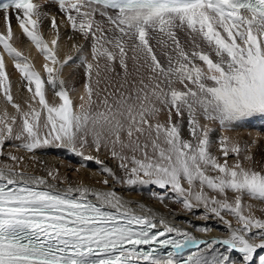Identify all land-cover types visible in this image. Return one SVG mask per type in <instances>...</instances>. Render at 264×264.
<instances>
[{
  "label": "snow or ice",
  "instance_id": "obj_1",
  "mask_svg": "<svg viewBox=\"0 0 264 264\" xmlns=\"http://www.w3.org/2000/svg\"><path fill=\"white\" fill-rule=\"evenodd\" d=\"M0 12V157L10 161L0 160V264H264L258 138L210 136L213 124L229 132L264 117V0H0ZM13 18L46 76L15 46ZM65 37L80 53V90L64 79L76 62L60 56ZM5 55L30 94L23 104ZM6 142L31 156L5 151ZM45 146L101 164L97 183L170 190L185 210L219 218L227 234L199 239L143 204L147 214H138L137 202L113 189L73 184L56 167L36 174ZM101 152L123 177L93 155Z\"/></svg>",
  "mask_w": 264,
  "mask_h": 264
},
{
  "label": "bare ground",
  "instance_id": "obj_2",
  "mask_svg": "<svg viewBox=\"0 0 264 264\" xmlns=\"http://www.w3.org/2000/svg\"><path fill=\"white\" fill-rule=\"evenodd\" d=\"M50 11L54 14H58L56 13L54 5L50 8ZM12 25L14 39L18 37V39H15V46L24 51L26 55L30 56L36 70L40 71L42 77L46 76L43 72V64L45 63L43 56L23 36L22 30L19 28L18 23L14 18L12 19ZM47 25L48 22L46 21L44 24L45 29L47 28ZM0 31H5L2 12H0ZM46 38H48L47 33ZM77 40L84 49V55L89 56L91 51L89 42L80 39L79 37H77ZM71 43L72 42L67 41L65 37L64 42L60 46V56L62 58L67 54H71L76 61H70L69 64L65 66L64 79L70 89L75 88L80 90L84 82V72L83 68L79 64V61L76 60V58L80 56V53L71 49ZM5 62L6 69L9 73V78L13 86L14 99L16 102L23 104V101L28 99L30 94L24 87L21 74L14 68L12 59L5 55ZM47 97L49 101L53 98V93L50 89L47 92ZM5 106L6 102L4 101L3 96L0 95V111H2ZM7 107L9 112L14 111L10 105ZM211 127L213 128V131L210 133V136L213 138H218L221 135H230L234 139H240L241 142H250L251 139L258 138V143L253 148V152L257 160L264 159V117H253L251 120L241 122L239 126L229 132H223L218 125L215 124L211 125ZM15 143L18 144L19 142L17 141ZM5 151H12L14 154H23L26 157L31 156V154L28 153H16L13 142H6ZM93 155H98L99 159L102 160L104 164L111 167L116 172L117 176L123 177V171L118 168L117 162L113 160L110 155L104 152H101L100 154L93 153ZM35 156L37 160L33 161L32 168L35 170L36 174L46 175V172L44 171L45 167H56L60 169L61 175L63 177H67L68 180L73 182V184L76 182H84L101 190L113 189L125 200L137 202L131 205L136 210H140L138 204H143L146 208H151L155 213L164 215L171 224L180 227L183 230L190 231L193 234H198L200 238L210 239L213 237H223L227 234L226 225H224L219 218L210 215L208 219H203V208L194 209L192 211L185 210L180 203L172 199L174 194L171 193L170 190L162 189L157 185L128 186L123 183H116L111 178H109L108 185L97 183V181H102L106 177V174L101 170L102 165L98 164L95 160L84 161L82 157L71 152L65 147L45 146L37 149ZM229 159L231 162V157H229ZM0 160L10 162L8 161L6 155L0 157ZM41 161L46 162V164L40 163ZM53 183H56L59 189L67 187V185L63 183ZM159 196L165 197L163 203L158 199ZM257 214L259 215V213ZM228 219H231V217H228ZM200 227H207L209 231L207 233L200 232L198 230ZM232 255L234 258H239L238 253L233 252ZM259 255H264V251H260Z\"/></svg>",
  "mask_w": 264,
  "mask_h": 264
},
{
  "label": "rangeland",
  "instance_id": "obj_3",
  "mask_svg": "<svg viewBox=\"0 0 264 264\" xmlns=\"http://www.w3.org/2000/svg\"><path fill=\"white\" fill-rule=\"evenodd\" d=\"M256 118H261V116H256ZM248 120H251V118H250V119H248Z\"/></svg>",
  "mask_w": 264,
  "mask_h": 264
}]
</instances>
